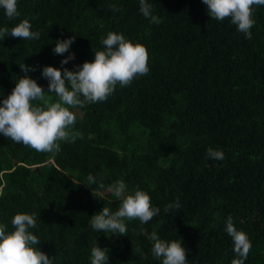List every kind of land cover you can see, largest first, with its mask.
<instances>
[{"label":"trees","instance_id":"trees-1","mask_svg":"<svg viewBox=\"0 0 264 264\" xmlns=\"http://www.w3.org/2000/svg\"><path fill=\"white\" fill-rule=\"evenodd\" d=\"M146 2L159 24L142 15L139 0H18L13 20L0 8V28L26 19L40 32L0 40V101L24 75L21 63L36 68L28 76L47 91L42 68L62 69L69 54L53 53L57 39L75 36L69 70L91 62L109 32L149 55L147 75L117 85L104 102L71 109V131L80 135L61 141L58 153L0 135V223L11 231L15 214L35 213L36 247L52 264H90L96 244L109 250L108 264H161L141 229L181 240L188 264H231L238 258L225 231L231 216L252 243L244 264H264V6H254L247 39L230 18H210L202 0ZM208 148L225 159H209ZM117 180L129 194L145 191L159 214L146 224L125 220L127 235L95 232L91 216L120 206L107 191ZM177 201L180 209L165 211Z\"/></svg>","mask_w":264,"mask_h":264},{"label":"clouds","instance_id":"clouds-1","mask_svg":"<svg viewBox=\"0 0 264 264\" xmlns=\"http://www.w3.org/2000/svg\"><path fill=\"white\" fill-rule=\"evenodd\" d=\"M17 3L18 0H0V8L8 20L19 17ZM202 3L206 5L210 18L217 21L230 18L247 39H251V29L255 24L254 6H264V0H202ZM139 5L145 18L154 24L160 23L159 18L152 14L151 4L139 0ZM111 7L113 11L119 10L116 5ZM6 36L27 41L39 39L40 32L32 31V24L25 19L11 29L0 28V40ZM74 41L75 36L56 40L53 53L61 56L66 52L69 54L60 61L62 69L52 66L42 68L41 76L48 81L47 91L28 76L29 72L36 71L35 67L24 63L19 65L24 75L0 101V135L37 152L58 153L61 141L74 142V137L80 135L71 131L77 120L76 113L71 109L104 102L114 93L117 85L127 87L134 79L149 72L146 47L134 44L123 34L115 32H109L106 38L101 39L104 49L96 51L91 62L74 65L75 70L63 68L75 59L74 54L69 52ZM53 94L57 99L53 100ZM207 156L209 159H225L222 150L212 148L207 149ZM87 180L89 184L97 183L91 174ZM98 187L103 189L105 185L100 182ZM107 191L121 203L118 210L103 207L98 214L91 216L90 226L95 232L127 235L125 220H139L141 224H146L159 214V208L152 206L151 198L145 191L137 189L129 194L123 180L109 185ZM0 195H3L2 191ZM173 207L180 209L179 202L174 206L168 205L165 211ZM11 225L13 230L9 231L7 225L0 223V264H52V257L36 247L41 240L31 231L37 226L35 213H17L12 217ZM225 231L232 238L233 251L238 257L231 264H244L252 248L250 239L245 232L235 228L231 216L226 220ZM141 234L147 235L153 242L152 256L161 264H188L187 250L181 240L166 241L160 239L156 232L149 235L143 229ZM108 251L97 244L93 246L90 264H108Z\"/></svg>","mask_w":264,"mask_h":264}]
</instances>
